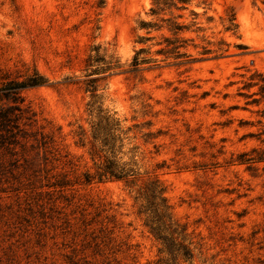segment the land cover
<instances>
[{
  "label": "rangeland",
  "instance_id": "obj_1",
  "mask_svg": "<svg viewBox=\"0 0 264 264\" xmlns=\"http://www.w3.org/2000/svg\"><path fill=\"white\" fill-rule=\"evenodd\" d=\"M153 5L0 0V86L49 80L21 91L32 118L0 145V264H264V163L237 161L264 146L252 135L264 108V0H189L160 16ZM166 38L190 56L176 58ZM107 114L124 131L116 159L137 169L129 181L86 180L104 160L96 128ZM155 179L189 259L140 213Z\"/></svg>",
  "mask_w": 264,
  "mask_h": 264
},
{
  "label": "trees",
  "instance_id": "obj_2",
  "mask_svg": "<svg viewBox=\"0 0 264 264\" xmlns=\"http://www.w3.org/2000/svg\"><path fill=\"white\" fill-rule=\"evenodd\" d=\"M188 1L153 0L154 5L151 11L153 15L160 16L166 10L172 9L173 7L177 9L186 8L183 5H179V3H187ZM161 20L168 21L170 29L174 30L176 34L185 28V25L171 18H162ZM146 25L149 27L157 26L158 29L163 27V25H159L156 22H147ZM165 40L168 42V45H172L170 48H173L176 58H188L190 56L179 50V48L183 47L180 38L173 40L166 38ZM140 62L141 60L136 56L133 64L137 67ZM48 81L45 76L36 72L24 80L11 79L0 86V99L9 101L8 103L0 105V145L15 143L18 134L23 129L20 124V119L25 115L27 119L32 118L25 114L26 109L22 106L24 98L21 95V91L26 87L41 85ZM257 83H260L259 93L264 99V73L260 74V81ZM248 97L251 98L249 101L253 103H259L261 101V98L254 97L253 93L248 94ZM258 122L262 124V129L260 132L252 135H257L258 140L264 145V108L260 110ZM146 124L151 125V122H147ZM135 126L138 127L139 124H135ZM130 129L131 127L127 131ZM96 131L99 134L101 133V152L104 153V160L97 174L95 176L86 174V180L91 181L98 177L101 181L104 179H126L129 181L131 177L133 178L136 175L137 169L120 164L115 155L116 142L119 139L121 140L118 131L124 132L121 127V122L108 114L101 116V122L98 124ZM145 134L153 135L152 132ZM108 153H111V155L109 156ZM237 161L242 164H247L249 167L255 163H264V146L261 148L254 147L250 151L239 152ZM164 193L165 188L158 179L151 181L138 196L142 201L140 213L146 215V225L157 238L165 243L170 251H175L189 259L193 256L192 249L185 243L187 238L186 234H184V230L180 224L173 218L171 205L168 203ZM178 238H181V240L178 241Z\"/></svg>",
  "mask_w": 264,
  "mask_h": 264
}]
</instances>
